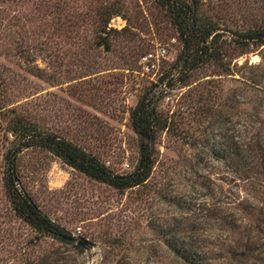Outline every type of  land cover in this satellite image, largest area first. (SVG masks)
Instances as JSON below:
<instances>
[{
  "label": "rangeland",
  "instance_id": "374dc122",
  "mask_svg": "<svg viewBox=\"0 0 264 264\" xmlns=\"http://www.w3.org/2000/svg\"><path fill=\"white\" fill-rule=\"evenodd\" d=\"M199 1L201 14L227 41L254 20L264 23V0ZM160 47L164 56L146 69L142 57ZM180 49L158 0H0V264H39L44 257L51 264L71 249L15 213L6 192L9 175L74 244L80 236L89 241L75 255L80 264H117L122 255L134 264H171L161 231L180 220L187 227L183 217L203 229L198 243L207 247L249 235L229 231L223 221L236 195L264 211V194L234 178L232 164L215 159L212 148L224 143V132L264 134V108L254 115L255 103L248 102L260 96L248 91L240 103L230 102L242 83L264 86V47L243 55L230 50L227 68L199 67L185 83L167 76H177L172 64ZM146 92L160 116L172 115L174 122L158 131L155 163L143 185L116 189L23 142L34 129L69 140L116 174L130 172L138 157L130 111ZM200 95L215 100L209 112ZM218 110L228 117L223 127L209 116ZM209 128L215 136L205 140ZM200 175L210 181L202 190ZM262 242L260 236L255 244ZM254 258L238 263L264 264ZM230 260L223 255L216 263L238 264Z\"/></svg>",
  "mask_w": 264,
  "mask_h": 264
},
{
  "label": "trees",
  "instance_id": "16d2710c",
  "mask_svg": "<svg viewBox=\"0 0 264 264\" xmlns=\"http://www.w3.org/2000/svg\"><path fill=\"white\" fill-rule=\"evenodd\" d=\"M158 2L169 14L181 43V49L172 64V69L177 72V76L174 77L172 72L167 74L171 80L185 83L191 72L208 64H213L221 70L227 68L230 63L228 59V51L230 50H239V54L243 55L264 47V23L261 21L254 20L247 29L234 32L236 37L227 41L221 38L220 28L201 14L199 0H158ZM248 91L252 98L260 96L257 102L248 100L249 104L255 103L251 109L252 113L256 115L261 106L264 108V86H260L259 83H242L236 86L230 96V102L231 104L240 103V100L246 99L244 95ZM199 99L205 101L208 98L200 95ZM214 102V99H208L204 105V110L209 112ZM217 112L218 115L211 113L209 116L220 118L219 120H222L220 127H223L224 121H227L228 117L222 116V110ZM130 121L138 138V157L133 169L125 174L112 172L95 156L61 137L35 133L34 129H29L30 133L23 142L25 146H37L52 152L63 162L94 180L104 182L119 190H125L143 185L149 180L155 163L154 145L158 131L167 126L168 131L174 119L172 115L161 117L160 112L158 113L152 104L149 93L146 92L137 100L130 111ZM26 128L22 129L24 133ZM211 135L215 136V133L212 128H209L205 140L211 139ZM222 136H226L224 143L213 145V157L217 160L219 158L227 159V162L232 164L234 178L254 187L255 192L263 195L264 134L259 129L247 135L238 133L228 135L224 132ZM199 162L200 158L195 163ZM14 178L15 176L12 175L6 177V192L15 213L41 233L48 234L52 238L71 246V249L65 248V251L60 252L59 261L56 258L51 259L53 262L51 264H80L75 255L82 252L84 248L82 249L77 243L74 244L72 242L74 237L65 228L43 214L28 195L16 186ZM196 180L200 185L197 186L201 190L206 188L210 182L203 175L197 177ZM236 197L232 201L231 214L223 222L229 231L243 235L246 231L249 235H244L243 241L240 242L219 243V245L207 247L206 244L200 245L198 243V240H204L201 236L203 229H197L190 223L188 217H183V222L187 224V227L180 220L181 222L177 221L175 225H166L168 229L161 231L162 236L168 238L169 241L171 264H217L219 257L223 255L236 263L239 262L240 257H255L256 261L264 258V227H262L264 217H259V215L264 214L263 207L258 208L254 202L248 199L246 202L236 200ZM181 201L184 204V201ZM177 202L179 203V201ZM218 218L224 219L223 217ZM247 227H251L253 230L247 229ZM260 236L263 241L260 243L262 247L257 245ZM241 243L242 245H240ZM63 252H66L65 255ZM70 252H73V256ZM150 256H154L153 252L148 253L147 257ZM124 257L125 255H122V259L120 258L117 264H134L131 259L124 260ZM49 261V257H44L39 264H50Z\"/></svg>",
  "mask_w": 264,
  "mask_h": 264
},
{
  "label": "built area",
  "instance_id": "2783aa9c",
  "mask_svg": "<svg viewBox=\"0 0 264 264\" xmlns=\"http://www.w3.org/2000/svg\"><path fill=\"white\" fill-rule=\"evenodd\" d=\"M165 54V49L163 47H160L157 51V54L153 53H147L142 57V61L144 62V67L146 69H149V66H154L156 60L159 61L160 56L163 57Z\"/></svg>",
  "mask_w": 264,
  "mask_h": 264
},
{
  "label": "water",
  "instance_id": "95a60500",
  "mask_svg": "<svg viewBox=\"0 0 264 264\" xmlns=\"http://www.w3.org/2000/svg\"><path fill=\"white\" fill-rule=\"evenodd\" d=\"M77 244L82 248H86L89 245V241L84 237L80 236L78 237Z\"/></svg>",
  "mask_w": 264,
  "mask_h": 264
}]
</instances>
